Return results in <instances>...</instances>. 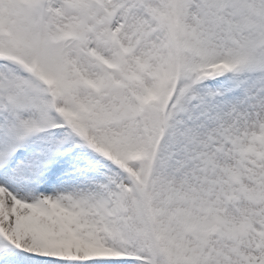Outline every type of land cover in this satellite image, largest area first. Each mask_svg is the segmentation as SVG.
I'll return each instance as SVG.
<instances>
[{"label":"snow or ice","instance_id":"1","mask_svg":"<svg viewBox=\"0 0 264 264\" xmlns=\"http://www.w3.org/2000/svg\"><path fill=\"white\" fill-rule=\"evenodd\" d=\"M0 264H264V0H0Z\"/></svg>","mask_w":264,"mask_h":264}]
</instances>
